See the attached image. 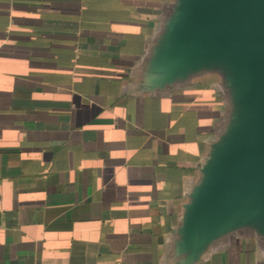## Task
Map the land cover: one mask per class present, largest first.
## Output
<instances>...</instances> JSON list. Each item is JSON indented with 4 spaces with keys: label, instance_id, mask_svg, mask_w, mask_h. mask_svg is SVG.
I'll return each mask as SVG.
<instances>
[{
    "label": "crops",
    "instance_id": "1",
    "mask_svg": "<svg viewBox=\"0 0 264 264\" xmlns=\"http://www.w3.org/2000/svg\"><path fill=\"white\" fill-rule=\"evenodd\" d=\"M178 0H0V264H264V224L186 244L237 107L162 80Z\"/></svg>",
    "mask_w": 264,
    "mask_h": 264
},
{
    "label": "water",
    "instance_id": "2",
    "mask_svg": "<svg viewBox=\"0 0 264 264\" xmlns=\"http://www.w3.org/2000/svg\"><path fill=\"white\" fill-rule=\"evenodd\" d=\"M160 55L162 80L219 69L237 107L188 212L186 244L196 253L226 226L264 224V0H178Z\"/></svg>",
    "mask_w": 264,
    "mask_h": 264
}]
</instances>
